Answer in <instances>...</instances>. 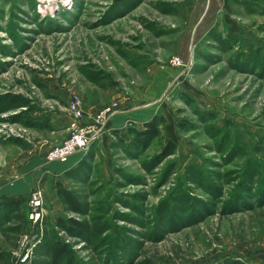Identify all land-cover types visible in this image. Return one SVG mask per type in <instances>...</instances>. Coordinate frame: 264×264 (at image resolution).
<instances>
[{
    "label": "rangeland",
    "instance_id": "rangeland-1",
    "mask_svg": "<svg viewBox=\"0 0 264 264\" xmlns=\"http://www.w3.org/2000/svg\"><path fill=\"white\" fill-rule=\"evenodd\" d=\"M73 97L85 114L117 101L136 128L163 117L161 135L141 149L117 130L47 164ZM36 187L41 224L0 210V264H51L56 242L57 264H264V0H0V197Z\"/></svg>",
    "mask_w": 264,
    "mask_h": 264
},
{
    "label": "built area",
    "instance_id": "built-area-1",
    "mask_svg": "<svg viewBox=\"0 0 264 264\" xmlns=\"http://www.w3.org/2000/svg\"><path fill=\"white\" fill-rule=\"evenodd\" d=\"M171 66L179 67L182 62L180 58L173 57ZM119 102L113 101L110 104L95 111L91 117L85 116L82 100L73 97L67 106V113L70 117L68 130L69 135L60 144L51 147L44 156L47 164L65 163L67 159L75 154L84 153L94 141L99 139L104 132V127L108 121L118 112ZM44 192L40 187L33 189L26 198L28 206L27 219L34 226L42 223L44 216ZM31 256L30 251L20 258V263H25Z\"/></svg>",
    "mask_w": 264,
    "mask_h": 264
},
{
    "label": "trees",
    "instance_id": "trees-1",
    "mask_svg": "<svg viewBox=\"0 0 264 264\" xmlns=\"http://www.w3.org/2000/svg\"><path fill=\"white\" fill-rule=\"evenodd\" d=\"M20 107L18 108H27L25 103L19 104ZM130 122V123H129ZM165 120L163 117H158L157 115H153L149 121H145L140 128H136L131 121H128L126 126V132L130 137L129 144L134 148H141L146 149L148 148L154 139H157L161 135V127L163 126ZM27 126H35L32 123H27ZM184 127L186 131H190V128ZM120 141H122L120 139ZM174 144L168 142L166 148L164 149L161 156H165L168 152L174 150ZM57 194L63 200V202L68 205L69 210L72 213L81 215L83 212V206L81 203L78 202L75 194L69 190L65 189L62 186H58ZM23 204L26 205V198H19V197H0V210L1 211H9V210H17ZM27 206V205H26ZM27 213H28V206H27ZM27 216V215H26ZM56 226L66 235H76L81 236L83 233L82 225L79 221L73 218L67 219H58L56 222ZM71 254L70 247H68L65 243L56 242L50 246L48 252V258L51 264H57L63 260H69Z\"/></svg>",
    "mask_w": 264,
    "mask_h": 264
},
{
    "label": "crops",
    "instance_id": "crops-1",
    "mask_svg": "<svg viewBox=\"0 0 264 264\" xmlns=\"http://www.w3.org/2000/svg\"><path fill=\"white\" fill-rule=\"evenodd\" d=\"M96 110H94V108H93V110H88V111H86V117L88 116H90L91 117V115L93 114V112H95ZM135 113H137V112H134V113H131V112H129V110H127V108H125V107H119V110H118V112L108 121V123L105 125V127H104V132H103V134L101 135V137L99 138V139H104V138H106V136L111 132V133H114V132H116L117 130H119L120 132H123L124 130L126 131V121L128 120V119H135V117H137L138 115H136ZM146 121V120H145ZM143 119H142V121H141V123L143 124L144 122H145ZM149 121V120H148ZM80 154H75V155H73V156H71V157H69L68 159H67V161L66 162H69V163H71L70 165H72V164H74V163H76V162H78V161H80L79 159V156ZM66 162L65 163H60V164H66ZM51 164H55V163H51ZM50 164V165H51ZM16 188V190L15 191H17V193L18 194H20V195H23V193L21 192L22 190H21V187H18V186H16L15 187ZM13 197V196H12Z\"/></svg>",
    "mask_w": 264,
    "mask_h": 264
}]
</instances>
